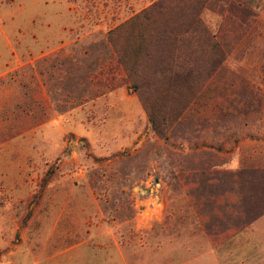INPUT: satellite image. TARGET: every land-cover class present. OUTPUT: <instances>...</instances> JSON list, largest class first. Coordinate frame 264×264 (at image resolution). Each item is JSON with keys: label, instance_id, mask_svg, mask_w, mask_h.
Masks as SVG:
<instances>
[{"label": "rangeland", "instance_id": "1", "mask_svg": "<svg viewBox=\"0 0 264 264\" xmlns=\"http://www.w3.org/2000/svg\"><path fill=\"white\" fill-rule=\"evenodd\" d=\"M199 1L0 0V264H264V0Z\"/></svg>", "mask_w": 264, "mask_h": 264}, {"label": "trees", "instance_id": "2", "mask_svg": "<svg viewBox=\"0 0 264 264\" xmlns=\"http://www.w3.org/2000/svg\"><path fill=\"white\" fill-rule=\"evenodd\" d=\"M199 5H201V8L205 6L206 5L205 0L199 1ZM200 12H196L194 9L192 10V13H189V15L186 18L183 17L182 15L176 17L175 23H172L174 28L170 30L164 29L162 31H155L154 41L156 45H154V47H157L160 49H162V47L163 48L168 47L172 54L174 53V51H176L179 41L186 42L191 38H195L197 42H202L204 45L206 44L209 50L213 52L216 51L220 46V43L217 40V35H215L208 27L204 25V23L202 22L200 18ZM182 18L185 20L181 21L180 19ZM191 40L194 41V39H191ZM186 45H189V42ZM115 48H117L115 49L116 54H117L116 67L122 66L128 73L129 72L131 73V71L128 70L127 65L124 62L123 55L119 51V48L118 47H115ZM171 70L173 72H170L169 74L170 77L171 76L175 77V71L181 72V75L182 74L188 75L191 72V70L189 71L188 67L182 64L173 65V67L170 68V71ZM128 77H129V74H128Z\"/></svg>", "mask_w": 264, "mask_h": 264}, {"label": "crops", "instance_id": "3", "mask_svg": "<svg viewBox=\"0 0 264 264\" xmlns=\"http://www.w3.org/2000/svg\"><path fill=\"white\" fill-rule=\"evenodd\" d=\"M168 61H170V59H168ZM169 65H174V63H170ZM173 67V66H172ZM167 69V71H166ZM163 68L162 70H160V73H166V74H170V72H173L172 70L170 71V67L168 66L167 68ZM101 250H103V248H100ZM91 261V260H90Z\"/></svg>", "mask_w": 264, "mask_h": 264}]
</instances>
